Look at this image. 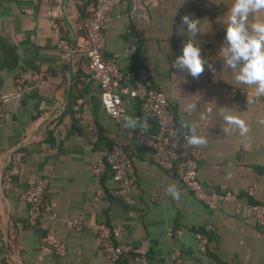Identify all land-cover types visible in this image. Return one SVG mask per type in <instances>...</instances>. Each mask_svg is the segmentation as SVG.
<instances>
[{"label":"crops","instance_id":"crops-1","mask_svg":"<svg viewBox=\"0 0 264 264\" xmlns=\"http://www.w3.org/2000/svg\"><path fill=\"white\" fill-rule=\"evenodd\" d=\"M94 2L0 0V94L14 92L23 72L42 76L40 82L30 81L21 99L6 105L10 117L0 123V264H105L97 241L101 224L121 228L123 240L151 264H264V228L255 224L251 210L254 204L264 205V95L235 83L217 56L225 37L221 21L232 0H163L148 21L130 19L131 2L121 0L103 28L104 57L117 55L124 74L147 69L149 87L167 94L182 128L211 123L210 130L197 132L206 142H187L182 155H200L199 178L208 190L240 195L238 204L214 207L196 200L175 171L156 164L138 133L156 135L158 126L143 115L138 100L127 105L122 124L106 112L86 56L84 23ZM50 9L59 13L62 39L76 51L72 58L54 38ZM186 14L202 20L205 33L194 42L214 63L215 74L206 67L193 79L172 67L187 40L176 32ZM132 46L136 51L129 54ZM133 81L124 78L121 87L132 88ZM190 102L196 108L187 112ZM225 108L245 123V135L238 128L223 132ZM130 117L137 120L135 129L125 126ZM113 144L124 146L133 160L135 185L126 195L118 192L111 172L100 178L94 172L100 155ZM15 150L23 158L14 189L7 191L2 177L12 167ZM43 177L50 181L45 200L53 203L56 221L44 213L31 226L22 194ZM172 184L179 199L167 192ZM250 189L254 195L248 197ZM80 220L84 227L78 231ZM50 230L65 242V256L55 255L43 242ZM198 232L207 239L205 253Z\"/></svg>","mask_w":264,"mask_h":264},{"label":"built area","instance_id":"built-area-1","mask_svg":"<svg viewBox=\"0 0 264 264\" xmlns=\"http://www.w3.org/2000/svg\"><path fill=\"white\" fill-rule=\"evenodd\" d=\"M163 0H130L131 10L129 18L132 20L148 21L151 10L158 6ZM121 0H95L89 8L90 16L85 21V40L87 42L86 56L92 77L99 83L101 88L102 104L106 112L118 123L122 124L127 113V105L132 100L140 102L142 113L147 118H153L158 126L156 135H149L141 131L138 138L146 143L153 155L157 165L166 171H175L182 185L189 190L194 198L208 207H214L218 202L239 203L240 195L232 191L208 190L199 178V154L191 153L186 157L182 155V148L187 143L183 128L178 123L165 92L149 87V72L142 69L137 75L133 73L124 74L120 70L118 56L104 57L106 38L103 32L104 26L113 20L114 11ZM53 35L58 42L62 52L72 58L76 51L62 39L61 25L57 21L59 13L57 9L48 11ZM136 47L132 46L128 52L134 54ZM42 76L37 73L23 72L18 80L16 90L8 94H0V123L5 122L10 115L6 111V105L12 101H18L29 88L30 81L40 82ZM126 78L133 81L132 88L121 87V81ZM201 105L207 104L204 98H198ZM211 123L207 120L200 121L194 128L196 132L202 133L210 130ZM23 154L15 150L13 154L12 167L2 177L3 187L7 191L14 189V175L22 161ZM264 166V163H263ZM107 171L111 172L113 181L118 185L121 195L129 193L134 185L133 160L127 150L121 144H113L97 160L94 172L97 177H102ZM49 179L43 177L38 179L23 194L22 199L29 206V224L35 226L42 215L50 214L51 220L56 221L53 213V203L45 200L49 187ZM248 197L254 195L252 189L246 193ZM252 217L255 224L264 228V205L254 204L251 207ZM84 227L80 220L76 226L80 231ZM199 249L207 251V239L201 232L197 233ZM97 241L102 248L105 264H120L124 259H131L132 264H151L147 256L136 254L135 247L123 240V232L119 227L101 224L98 227ZM43 242L50 247L53 253L59 257L66 255L67 247L64 241L55 235L54 230L43 238ZM177 261L180 258L177 256ZM80 259V258H79Z\"/></svg>","mask_w":264,"mask_h":264},{"label":"clouds","instance_id":"clouds-1","mask_svg":"<svg viewBox=\"0 0 264 264\" xmlns=\"http://www.w3.org/2000/svg\"><path fill=\"white\" fill-rule=\"evenodd\" d=\"M221 21L225 25L224 42L220 45L217 56L222 61L223 68L231 71L235 83L254 88L257 95H264V0H232ZM201 19L186 14L181 18L177 27V35H186L181 53L172 61V67L186 73L193 79L205 71V68L215 74L214 63L202 55V48L197 39L202 30ZM197 41V42H194ZM196 108L195 103H188L184 110L191 112ZM222 118L225 126L224 133H230L238 128L240 135L248 131L245 123L231 114L225 108ZM125 126L130 129L137 127L135 118H127ZM185 138L189 145H201L206 141L198 136L196 129L182 124ZM167 192L179 199V192L175 184L169 185Z\"/></svg>","mask_w":264,"mask_h":264},{"label":"trees","instance_id":"trees-1","mask_svg":"<svg viewBox=\"0 0 264 264\" xmlns=\"http://www.w3.org/2000/svg\"><path fill=\"white\" fill-rule=\"evenodd\" d=\"M112 146H110V148H111Z\"/></svg>","mask_w":264,"mask_h":264}]
</instances>
